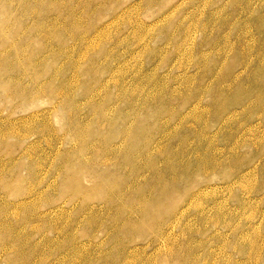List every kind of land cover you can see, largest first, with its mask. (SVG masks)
Returning a JSON list of instances; mask_svg holds the SVG:
<instances>
[{"label":"rangeland","instance_id":"374dc122","mask_svg":"<svg viewBox=\"0 0 264 264\" xmlns=\"http://www.w3.org/2000/svg\"><path fill=\"white\" fill-rule=\"evenodd\" d=\"M0 264H264V0H0Z\"/></svg>","mask_w":264,"mask_h":264},{"label":"bare ground","instance_id":"6f19581e","mask_svg":"<svg viewBox=\"0 0 264 264\" xmlns=\"http://www.w3.org/2000/svg\"><path fill=\"white\" fill-rule=\"evenodd\" d=\"M56 26H57V25H56ZM56 26H55V27H56ZM55 27H54V28H55ZM13 82H14V81H13ZM13 86H14V85H13ZM39 87H40V86H39ZM23 89H24V88H23ZM1 92H2V91H1ZM43 92H44V91H43ZM60 95H61V94H60ZM11 96H12V95H11ZM32 96H33V95H32ZM32 96H31V97H32ZM96 109H97V108H96ZM94 111H95V110H94ZM94 114H95V113H94ZM128 135H129V134H128ZM82 142H83V140H82ZM87 147H88V146H87ZM103 149H104V148H103ZM101 150H102V149H101ZM107 150H108V149H107ZM83 151H84V150H83ZM118 151H119V150H118ZM78 152H79V151H78ZM132 152H133V151H132ZM80 154H81V153H80ZM114 154H115V153H114ZM128 156H129V155H128ZM129 157H130V156H129ZM146 159H147V158H146ZM78 181H79V180H78ZM58 190H59V189H58ZM35 191H36V190H35ZM74 191H75V190H74ZM72 192H73V191H72ZM24 202H25V201H24ZM39 218H40V217H39ZM43 236H44V235H43Z\"/></svg>","mask_w":264,"mask_h":264}]
</instances>
